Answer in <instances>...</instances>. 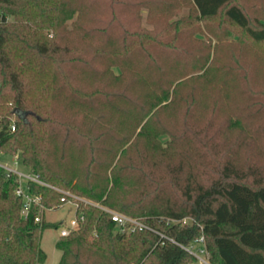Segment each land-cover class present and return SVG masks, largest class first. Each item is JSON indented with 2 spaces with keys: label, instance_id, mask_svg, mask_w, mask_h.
Wrapping results in <instances>:
<instances>
[{
  "label": "trees",
  "instance_id": "trees-1",
  "mask_svg": "<svg viewBox=\"0 0 264 264\" xmlns=\"http://www.w3.org/2000/svg\"><path fill=\"white\" fill-rule=\"evenodd\" d=\"M184 7L189 14L172 20ZM249 13L237 0H0V147L21 152L43 181L96 204L80 203L76 215L84 220L60 236L58 264H190L195 257L176 242L201 235L213 264H264V165L227 162L221 178L205 184L168 157L177 139L195 136L192 96L183 100L186 130L167 123L181 89L200 79L190 74L234 72L239 51L228 50L229 32L212 24L221 17L223 27L263 42L264 22L254 26ZM195 32L220 42L200 43ZM32 68L48 76L30 77ZM236 70L246 80L248 68ZM255 103L244 109L249 125L239 118L228 126L263 127ZM0 184V264H44L43 233L60 223L46 221L44 212L36 222V208L23 217L15 178L0 169ZM30 188L48 209L64 204L52 188ZM101 206L141 218L165 237L147 229L122 233ZM185 217L193 221L184 225Z\"/></svg>",
  "mask_w": 264,
  "mask_h": 264
},
{
  "label": "rangeland",
  "instance_id": "rangeland-1",
  "mask_svg": "<svg viewBox=\"0 0 264 264\" xmlns=\"http://www.w3.org/2000/svg\"><path fill=\"white\" fill-rule=\"evenodd\" d=\"M237 1L250 10V17L253 21L256 20L254 26L260 27V23L264 22V0ZM98 9L105 14L106 10ZM141 11L145 19L148 11L145 8ZM104 14H101L100 17L107 20L111 18V16ZM187 14H189V7H184L178 16L172 17V20L184 17ZM92 17L87 14L85 19L88 21ZM7 19L11 22L15 21L13 15H8ZM203 25L201 24V28L206 29V26L202 27ZM212 25L214 26H211V28L218 33L222 31V33L228 34L229 32L228 39L225 41L228 43V50L229 47L234 46L239 51V55L236 57L237 61L233 63L234 72L231 75L229 74L228 77L225 74L218 73L219 75H217L216 72L203 74L204 76L202 77L201 73L203 71L192 72L190 75L194 77L199 75L200 79H193V86H191L193 88L181 89V98L184 97L181 102L180 98L177 102L178 105L179 103L181 104L167 119L168 124H175L171 126L174 131L177 133L185 131L186 128H183L185 122L184 110L187 108V104L183 100L185 96L195 98V104L192 106L193 111L190 116L193 117L191 124L195 131V136H192L191 139L188 136L177 139L173 144L174 152L168 157L173 163L183 161L186 165L187 174L191 171L199 182L205 184L221 178L224 165L227 162L239 163L243 169L249 165L251 168H263L264 165V132L262 131L264 126L252 130L250 128L247 129V126H228L230 120L234 122L239 118L242 119V123L245 121L248 124L249 121L246 120L248 114L246 111L245 116L244 109L254 105L252 104L254 100L258 101V105L255 103L256 108L261 109L260 121L264 120V41L250 42V38H247L243 32L239 30L232 31L229 26H227L228 28L223 27L221 17ZM205 33L195 32L194 38L200 43L208 42L212 43L213 46L219 44L220 41L211 39V35H204ZM218 52L221 60L226 61L229 59L225 50L219 47ZM245 67L248 68L247 77L245 73L242 76L246 77V80L239 79L236 75V68L243 70ZM28 72L30 77L35 76L36 79L42 77L44 80L45 75L48 76V71L46 74L43 72V75L42 72L33 73V68ZM10 119L13 120V116ZM204 130L208 132V137H203ZM248 130H251L252 135H249V138L246 139L244 135ZM201 139L203 143L200 142ZM170 140L171 136L169 135L161 136V144L164 146L168 145ZM187 148L190 151L186 154ZM43 217L52 224L60 223L59 228H47L42 238V248L47 254V260L44 264H58L62 255L61 251L56 247L57 242L61 239L60 230L65 226H69L76 219V204L67 202L54 209H47ZM190 264H196V261Z\"/></svg>",
  "mask_w": 264,
  "mask_h": 264
},
{
  "label": "built area",
  "instance_id": "built-area-1",
  "mask_svg": "<svg viewBox=\"0 0 264 264\" xmlns=\"http://www.w3.org/2000/svg\"><path fill=\"white\" fill-rule=\"evenodd\" d=\"M16 130L17 124L15 119H13L9 125V131L15 132ZM0 169H2L6 173L7 177H14L17 181L15 193L23 200L21 215L25 217L29 214L31 209L36 208V222L42 221V213H45L48 208L43 204L42 196L31 191V183L44 185L56 190L59 193H62L63 196L61 197V202H63L64 204L67 202L75 203L76 210L80 206V203H84L85 205H96L94 202L88 200L87 198L81 197L71 191L64 190L58 186L43 181L37 174L24 166L21 152H18L16 154H8L0 147ZM56 207H52L50 209H54ZM101 208L104 211L110 213L112 220L117 224L118 230L122 233H130L137 230L147 229L151 232L160 234L162 237H165L162 232L150 227L141 218L133 217L104 206H101ZM80 220H84V216L80 215L78 217L76 215V219L73 220L69 226H65L60 230V236L66 237L71 233L72 230L77 229ZM192 221L193 219L191 217H185L180 222L185 225L191 223ZM176 243L195 257L196 264H213L210 259V254L204 235H201L198 239L188 245H184L178 242Z\"/></svg>",
  "mask_w": 264,
  "mask_h": 264
},
{
  "label": "water",
  "instance_id": "water-1",
  "mask_svg": "<svg viewBox=\"0 0 264 264\" xmlns=\"http://www.w3.org/2000/svg\"><path fill=\"white\" fill-rule=\"evenodd\" d=\"M15 113H19V109L18 108L15 109Z\"/></svg>",
  "mask_w": 264,
  "mask_h": 264
}]
</instances>
